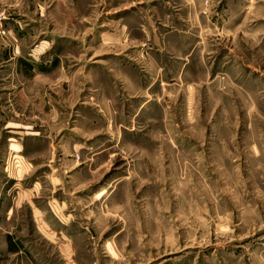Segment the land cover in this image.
Segmentation results:
<instances>
[{"label":"rangeland","instance_id":"1","mask_svg":"<svg viewBox=\"0 0 264 264\" xmlns=\"http://www.w3.org/2000/svg\"><path fill=\"white\" fill-rule=\"evenodd\" d=\"M0 264H264V0H0Z\"/></svg>","mask_w":264,"mask_h":264}]
</instances>
